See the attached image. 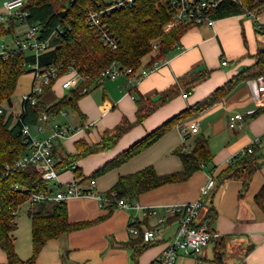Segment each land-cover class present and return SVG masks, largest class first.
Listing matches in <instances>:
<instances>
[{
  "label": "crops",
  "instance_id": "0c3cea01",
  "mask_svg": "<svg viewBox=\"0 0 264 264\" xmlns=\"http://www.w3.org/2000/svg\"><path fill=\"white\" fill-rule=\"evenodd\" d=\"M4 1H1L0 10ZM257 15L244 13L218 18L213 25L185 24L187 29L166 61L148 76L140 80L127 75L105 79L79 99L81 114L74 110V115L68 119L70 122L59 120V117L67 116V111H62L64 116H59L61 111L55 114L56 122L74 128L73 134L56 141L54 153L57 159L62 153H75V141L80 138L96 143L104 132L114 129L122 120L127 119L133 124L112 148L82 157L76 162L83 172L82 183L87 185L88 176L94 171L177 114L193 109L191 115L181 122H198V133H188L184 140L177 123L152 146L97 177V189L101 193H108L120 176L149 165H153L159 174L181 171L183 163L176 150L183 146L190 149L199 135L209 139L216 174L228 167L230 157L259 138L255 151L259 155L260 167L247 181L243 177L228 176L214 189L208 204L217 213L212 229L228 237L229 264H264V208L256 199L264 186V103H254L248 78L239 81L211 105L200 110L196 105L240 73L250 69L251 72L257 71V54L264 50V10ZM14 24L15 31L7 35L24 32L23 26L17 22ZM54 43L52 38L50 44ZM149 60L150 57L145 58L144 63ZM224 60L227 64L223 63ZM66 78L67 75L57 79L51 89L42 95V100L52 104L66 95L71 90L62 86ZM32 85L33 81L30 90L22 95L29 93ZM184 93H188L187 97L183 96ZM52 96L54 98L50 99ZM141 97L157 101L158 106L138 123V99ZM2 108L6 116L13 115L18 119L24 106L21 100L19 104L13 100L12 104H5ZM257 109L261 110L254 115ZM238 112L244 115L243 126L232 129L229 118ZM48 133H43L41 137ZM75 177L71 168L59 170L60 183L68 184ZM208 178L209 172L202 169L186 181L145 192L133 203L146 207L191 203L199 199L201 188ZM67 208L70 222L83 225L60 238L49 240L35 264H154L178 227V218L174 215H169L166 222L158 223L157 216H144L142 209L116 207L110 210L108 205H101L90 196L68 199ZM19 216L14 231L15 247L19 257L27 260L32 256V237L30 241H17ZM135 222L143 229L158 227L159 238L145 243L130 232ZM0 250V264H3L7 256L1 247ZM214 255L215 242L211 241L201 255H181L176 264H212Z\"/></svg>",
  "mask_w": 264,
  "mask_h": 264
},
{
  "label": "trees",
  "instance_id": "16d2710c",
  "mask_svg": "<svg viewBox=\"0 0 264 264\" xmlns=\"http://www.w3.org/2000/svg\"><path fill=\"white\" fill-rule=\"evenodd\" d=\"M99 2L100 7L104 6V0H27L23 7L28 11L27 21L40 26V38L44 40L58 29L60 33L54 37L56 43L50 44L39 55H36L32 50L20 49L9 52L7 56L0 54V108L5 104H12L20 77L33 71L28 65L38 64L45 67L53 63L61 64L59 77L67 73L69 66H74L83 74L89 75L88 81L82 82L76 89H71L52 104L44 102L42 97L35 105L23 102L24 109L18 119H15L13 115L6 116L0 112V247L7 256V261L3 264H35L40 251L49 240L60 238L83 225V223L70 222L67 201L32 203L29 210L32 256L23 260L17 254L14 235L17 224L12 223L13 209H19L21 205L28 202L31 193L50 191L49 182L42 179L41 174L33 165L11 170L6 177L1 175L6 165H13L26 150L22 135L23 125L36 124L39 115L44 112L58 114L68 107L81 114L78 105L79 99L99 86L98 77L101 71L112 61L116 60L122 65L132 67L135 71L151 67L155 60L165 58L170 54L187 29V26L180 25L169 32L164 31V25L172 18L169 6L164 0H136L134 5L113 10L104 18L108 28L120 42L119 49L112 51L103 45L87 20L88 9ZM263 10L264 0H222L211 15L218 19L255 11L254 14L258 16L257 13L259 14ZM13 31H15L14 23L7 28L1 25L0 37L7 33H13ZM154 42L160 44L158 53L153 51L152 43ZM147 57H150V60L145 64L144 59ZM257 58V71L251 72L250 69V71L247 70L235 76L227 84L215 90L211 96L199 102L196 108L200 110L211 105L241 80L264 76V50L258 52ZM55 81L56 79L52 80V84L46 87L44 93L51 89ZM84 87L87 88V91L82 93ZM157 106V101L151 98L141 97L138 99L137 122L141 123ZM192 110V108L186 109L158 126L88 177L97 178L143 152L163 137L174 125L189 117ZM260 110L257 109L253 114H258ZM132 126L130 121L124 119L114 129L104 132L99 142L89 143L85 138L76 140L75 153H60L58 169H72L73 166H76L73 169L76 177H82L83 172L76 162L82 157L112 148ZM176 153L183 163V169L179 172L159 174L153 165H149L136 172L120 176L117 183L108 192L109 194L115 193L113 202L108 205L110 210L117 207L118 200L133 203L145 192L166 184L186 181L195 172L202 169H206L208 172L216 169L212 163L213 154L209 147V139L205 135L197 136L190 149L183 146L178 148ZM260 165L261 162H259V155L256 151L235 157L226 169L216 175L217 186L228 176L243 177L247 181ZM16 184L21 187L19 190H15ZM213 193L205 197L201 209V212L206 209L201 221H209L211 228L217 216L213 206L208 205ZM256 199L264 208V186L257 194ZM174 217L179 218L178 215H174ZM133 225L143 230L138 222ZM138 236L143 240L142 234ZM227 240L228 237L225 236L212 240L215 242V255L211 261L212 264H229L227 262Z\"/></svg>",
  "mask_w": 264,
  "mask_h": 264
},
{
  "label": "built area",
  "instance_id": "2783aa9c",
  "mask_svg": "<svg viewBox=\"0 0 264 264\" xmlns=\"http://www.w3.org/2000/svg\"><path fill=\"white\" fill-rule=\"evenodd\" d=\"M136 0H104V6L100 7V2L89 8L87 11V20L89 25L99 36L103 45L112 51H116L120 47L118 37L110 31L104 18L116 9L125 8L134 5ZM171 11V20L164 25V31L169 32L174 27L194 24L201 25L207 23L213 25L216 18L212 17V11L219 5L222 0H164ZM27 0H6L3 3V8L0 10V26L9 27L17 22L24 27L22 34H12L11 39L8 40L7 34L2 36L0 44V54L7 56L9 52L15 49L32 50L36 55L44 51L50 46L52 38L57 37L60 33L58 29L54 30L48 39L40 38V26L37 23H30L27 21L28 11L23 7ZM255 16L253 12H248ZM261 28L262 25L258 24ZM264 28V26L262 27ZM178 44V43H177ZM176 44V45H177ZM153 51L158 53L160 51V44L158 42L152 43ZM166 61V57L155 60L153 65L148 68H141L135 71L132 67L122 65L116 60L103 69L98 77V82L102 83L105 79H116L122 75H127L131 79L140 80L148 76L153 70L159 68ZM227 64V60L223 61ZM34 71V79L32 89L29 93L22 95L21 101L29 102L33 105L37 104L45 92L46 87L52 84L53 79L59 77L61 64H51L49 66L41 67L38 64L28 65ZM67 78L62 82L64 89H76L82 82L89 80V75L83 74L76 67L69 66L65 74ZM62 77V76H60ZM248 85L251 90L252 99L256 105L264 103V76H258L248 79ZM87 88L82 89V93L86 92ZM188 93L183 96L187 97ZM3 113V108H0ZM244 115L242 113H235L229 118L230 128H240L244 123ZM179 129L184 136V140L188 133H198L199 123L180 122ZM49 132L46 136L41 137L45 132ZM74 128L68 125H61L55 121V114L44 112L38 117V122L34 125L24 124L22 127V135L24 143L26 144L25 152L13 165H6L2 170L1 175L6 177L11 170L16 168H26L33 165L41 174L43 180L47 182L57 181L58 189L56 191L34 192L30 194L29 202L36 203L42 201H67L73 197L90 196L96 198L101 205H109L113 202L115 193H101L97 189L96 178H89L88 184L83 185L81 177H76L68 184L60 183L59 169L57 167L58 159L54 154L55 143L57 140L66 138L73 134ZM259 138L253 140L247 147L241 149L228 159L230 164L235 157L241 155L251 154L255 151ZM76 166H73L74 169ZM216 169L209 172V178L201 188V195L199 199L191 203L174 204L167 206H143L140 203H130L125 200H118L117 207L120 208H137L143 210L144 216H157L158 223L166 222L169 215H178V227L174 235L169 240L166 248L155 259L154 264H176L181 255L195 253L201 255L205 247L214 239L220 237V233L213 230L209 221L202 222L199 219L201 209L205 197L210 195L217 187ZM21 187L16 184L15 190ZM13 224H17V217L19 209H13ZM130 232L133 235L143 236L145 243L155 242L159 236L160 231L158 227H145L140 230L138 227L132 225Z\"/></svg>",
  "mask_w": 264,
  "mask_h": 264
},
{
  "label": "rangeland",
  "instance_id": "374dc122",
  "mask_svg": "<svg viewBox=\"0 0 264 264\" xmlns=\"http://www.w3.org/2000/svg\"><path fill=\"white\" fill-rule=\"evenodd\" d=\"M1 1L2 0H0V5L2 4ZM248 12H251V11H248ZM253 13H256V12L254 11ZM7 38H8V40H10L11 36H8ZM2 40H3L2 37H0V44H1ZM60 78H62V77H58L57 79H60ZM33 79H34V71L27 72L20 77V79L18 81L17 89L13 95V100L16 104L17 103L19 104L21 97H22V94L25 92H28L30 90L31 83H32ZM52 94L54 95L55 93H52ZM52 98H54V97L53 96L50 97V99H52ZM62 111H67L66 117H59V120H61L63 122H68L69 121L68 119L74 115L73 114L74 110L72 108L68 107V108L61 110V114L59 116H61V115L64 116V114H62ZM49 188L52 191H56L58 189L56 181L49 182ZM31 207H32V203L29 201L24 203L23 205H21V211L19 213L20 214V216H19L20 222H19V226H18L19 228L17 230L18 231L17 233L19 236L17 235L18 236L17 241H30L31 240V219L29 217V210Z\"/></svg>",
  "mask_w": 264,
  "mask_h": 264
}]
</instances>
